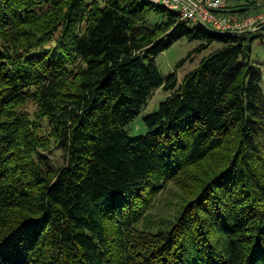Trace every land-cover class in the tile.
<instances>
[{
	"label": "trees",
	"instance_id": "1",
	"mask_svg": "<svg viewBox=\"0 0 264 264\" xmlns=\"http://www.w3.org/2000/svg\"><path fill=\"white\" fill-rule=\"evenodd\" d=\"M181 38L220 47L177 85L154 57ZM254 38L144 0H0V264H264ZM158 88L170 93L129 137ZM169 183L173 217L138 229Z\"/></svg>",
	"mask_w": 264,
	"mask_h": 264
},
{
	"label": "rangeland",
	"instance_id": "2",
	"mask_svg": "<svg viewBox=\"0 0 264 264\" xmlns=\"http://www.w3.org/2000/svg\"><path fill=\"white\" fill-rule=\"evenodd\" d=\"M248 1H253V5L250 6L253 9H251L248 14L254 13L264 6V0H238V3H247ZM158 20L157 17L150 15L148 26L151 27ZM257 35L260 37H257ZM252 37L255 38L250 44L249 60L260 68L262 76L260 88L264 94V30L261 29L259 31L248 32L247 38ZM201 43L202 42L199 40H187L186 38H181L172 42L168 48L159 52L154 57V64L161 78L164 79L169 74L174 73L178 85L182 81L184 75L196 67L202 58L220 47V43L214 41L205 49L199 52H194V49H196ZM183 59L184 61L181 65L176 68V65ZM169 93V91H164L162 88L155 89L151 92L146 103L141 107L140 113L125 126V131L129 137H136L145 134L146 128L143 123V117L156 111L160 102H162ZM42 153L55 165H59L62 161L59 150L53 148L50 152ZM179 201L178 189L169 183L157 195L153 206L147 212L148 217L145 222L137 224L138 229L149 228L150 230H153L160 222L173 217L178 208Z\"/></svg>",
	"mask_w": 264,
	"mask_h": 264
},
{
	"label": "built area",
	"instance_id": "3",
	"mask_svg": "<svg viewBox=\"0 0 264 264\" xmlns=\"http://www.w3.org/2000/svg\"><path fill=\"white\" fill-rule=\"evenodd\" d=\"M173 12L177 19L218 34L238 35L264 26V6L247 15L232 11L238 0H144Z\"/></svg>",
	"mask_w": 264,
	"mask_h": 264
}]
</instances>
